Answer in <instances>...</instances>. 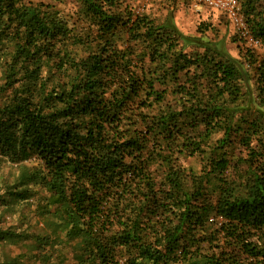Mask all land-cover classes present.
I'll list each match as a JSON object with an SVG mask.
<instances>
[{
  "label": "trees",
  "instance_id": "1",
  "mask_svg": "<svg viewBox=\"0 0 264 264\" xmlns=\"http://www.w3.org/2000/svg\"><path fill=\"white\" fill-rule=\"evenodd\" d=\"M138 1L0 0V206L33 198L67 264H264V0L235 56Z\"/></svg>",
  "mask_w": 264,
  "mask_h": 264
},
{
  "label": "rangeland",
  "instance_id": "2",
  "mask_svg": "<svg viewBox=\"0 0 264 264\" xmlns=\"http://www.w3.org/2000/svg\"><path fill=\"white\" fill-rule=\"evenodd\" d=\"M73 3L72 0H64L63 3H57V5L66 11V9L73 6ZM143 3L145 4L143 11L151 13L158 18H161L167 12L171 13L175 25L184 33H195L197 24L200 21L215 25L219 29L220 35H226L229 51L234 56L237 55L238 51L235 45L237 43L242 44L245 41L242 38L240 42H229L233 35L239 37L238 35L242 36L241 33L229 23L223 14L206 9L202 5L194 4L191 0H139L138 6L140 7ZM247 43L249 46L252 44L258 52L261 51L257 44L250 43L249 40H247ZM181 162L186 169L195 172L201 168L199 156L184 158ZM26 163H30V161ZM18 171V165L7 160H0V194L4 192V188L6 189L8 185L14 182ZM54 222V218H46L39 215L34 207L33 198L10 203L7 206L1 205L0 226L2 228L14 227L16 231H22L31 235V237L17 244L0 242V264H67L69 259L63 260L62 255L59 254L58 249L61 247V243L54 244L53 248H48V252L51 253L49 257L44 256L43 253L37 254L36 249H34L33 238L36 234L51 235L56 233L53 230ZM61 235L62 233L59 234V236Z\"/></svg>",
  "mask_w": 264,
  "mask_h": 264
},
{
  "label": "built area",
  "instance_id": "3",
  "mask_svg": "<svg viewBox=\"0 0 264 264\" xmlns=\"http://www.w3.org/2000/svg\"><path fill=\"white\" fill-rule=\"evenodd\" d=\"M194 4H199L204 6L206 9L212 11H217L223 14L229 21V23L241 33L245 38H247L250 43L256 44L250 38L247 27L245 24L244 16L241 10V5L239 0H191ZM145 4L143 3L138 6L136 10L143 11Z\"/></svg>",
  "mask_w": 264,
  "mask_h": 264
}]
</instances>
